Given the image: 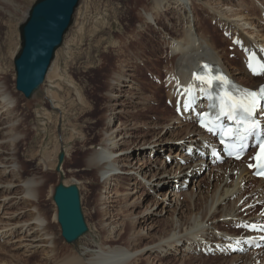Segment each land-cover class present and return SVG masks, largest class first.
Segmentation results:
<instances>
[{"label": "bare ground", "instance_id": "6f19581e", "mask_svg": "<svg viewBox=\"0 0 264 264\" xmlns=\"http://www.w3.org/2000/svg\"><path fill=\"white\" fill-rule=\"evenodd\" d=\"M189 1L188 4V0H152V6L146 10L143 9L145 16L147 15L157 29L165 34L167 42L172 41L170 45L172 54L168 59L170 65L165 68V72L167 85L170 89L169 99L171 101L175 95L173 100L175 102V99L179 98L180 112L185 113L182 122L186 124L180 123L184 127L183 136L180 137V143L177 142V144H189L186 148V156L184 153L180 156L177 154L179 156L177 160L166 158L164 162H160V157L156 155V152L158 153L157 146L161 145L166 149L172 143L169 135L170 129L162 131L153 139L140 142L138 139L135 141L132 139L137 135L134 133L137 130L135 123L123 122L119 126H114L113 123L117 118L129 117L130 113L137 111L133 107H137L139 110L146 109L153 99L152 96L145 97L142 94L141 86L135 82L137 80H133L135 75L133 69L124 72L123 75L111 77L108 80V90L105 94L111 103V110L105 115L103 138L95 152L87 158L86 168L95 169L99 181L103 185V191L100 192L99 198V210L103 209L105 201L113 203L118 199L124 200L123 206L130 210L129 213L143 205L144 208L130 217H119L122 214L120 212H116L119 215L113 213L112 219L114 216L117 220H115L116 223L108 221L107 224L105 220L106 222L101 224V228L106 231L104 239L93 249L95 251L91 250L88 259L82 255L69 254L62 257L59 255L57 237L52 231L55 224L59 227L56 220V208L51 216H48L41 208L40 199L44 196L45 184L52 171H55L61 178L60 183L64 186H69V183H72L77 187L79 184L74 183V180L62 182L65 175L62 167L66 159L69 158L68 151L63 148V151L59 153L64 155L60 163L56 162V159L53 162L54 157L46 153H43L44 157H41L39 153L31 154L27 161L33 163L35 167L31 173L26 174V165L22 161L20 152V144L25 137V133L22 131L24 128L19 129L23 119L18 114V100L13 94L14 88H8L2 78L3 75L1 76L3 70L0 66V210L3 211V217L0 219V243L2 242L4 246L11 244L12 252L20 253V255H15V253L13 255L5 248L0 247V254L10 259V261L7 260L9 262L4 261L0 264H31L29 259L32 257H40L39 260L42 264H136L139 257L144 258L141 256L143 253L152 254L154 252L160 256L183 257L194 254L197 256L201 253L206 258L218 256L223 261H227L226 264H264V242L259 241L264 237V209L260 213L253 214L260 205L264 204V181L257 180L256 187L251 192L249 191L248 195H245L248 182L254 178L244 161L236 162L227 159L223 154L215 156L212 153L217 147L215 138L205 133L194 123L199 120L200 113L203 115L207 111L208 89L199 81L193 80V73L196 69L203 68L204 65L209 67L217 65L238 85L255 89L264 84V69L261 68V65L264 64V48L261 45H255L253 40L239 33L232 23L220 20L218 25H221L224 30L225 39L220 42L222 44L228 42L230 48L234 47V55L238 62L234 68L226 67L223 61L226 56L224 49L217 47L212 32L204 26L206 18L217 23L216 16L210 14L203 16L199 12L203 13L204 9H199L196 6L195 1L197 0ZM226 1L229 2V0ZM173 6H175V10L172 9ZM261 7L258 8L260 12L262 11L259 9L264 11V4H261ZM255 8L253 7L252 11ZM166 14L171 16L168 17ZM149 26L150 23H147L143 17L137 26V32ZM227 34L231 37L226 38ZM247 55H250L259 64L258 74L253 75L252 71H248ZM156 61L158 62V60ZM50 71L51 69L49 73ZM48 77L49 74L46 79ZM178 80L179 86L176 84ZM190 84H195V100L190 110L185 111L184 103L187 97L184 89H187ZM202 87L205 88L203 93L200 92ZM181 92L182 94H178ZM54 105L55 109H59L58 102H55ZM192 108L197 113L195 118L193 111L187 112ZM45 116L41 115V117ZM174 124L170 123L169 125ZM250 145L251 141L248 143L249 151L252 150ZM188 147L192 148L188 149ZM178 150H181V146ZM28 151L26 149V153ZM146 155H148L147 158ZM217 157H221V161H216ZM154 170L159 173L152 174ZM160 170L165 171L160 172ZM192 174L196 177L203 175L199 178L200 181L206 177L211 188L213 187V191H205V196L202 190L191 194L185 192L189 202L187 209H184V203L181 200V196L184 194L180 192L182 191L180 188L174 187L175 189L158 191L157 194H153L162 179H175V176L182 175L184 179L179 184L183 186L186 177ZM125 179L129 182L121 192L117 191V187L114 189L115 183L119 187V181ZM141 190H147V194ZM52 192L54 191L48 193L51 199ZM148 193L153 194L152 198ZM186 197L184 196V198ZM148 198L147 204H142ZM106 214L108 215V213ZM157 217L169 218V234L157 237L155 243L150 244L151 246L128 250V246L125 249L121 247L122 245L110 244L114 238H117L114 235L122 232V223L126 221L135 227L133 232L131 231L132 233L127 236L128 241L137 242L140 239L150 238L152 231L157 227V223L154 221ZM237 225L243 228L241 233H229L223 230L224 227H236ZM258 229H260L259 232ZM258 245H260L259 248H257ZM89 246L86 249H91Z\"/></svg>", "mask_w": 264, "mask_h": 264}, {"label": "rangeland", "instance_id": "374dc122", "mask_svg": "<svg viewBox=\"0 0 264 264\" xmlns=\"http://www.w3.org/2000/svg\"><path fill=\"white\" fill-rule=\"evenodd\" d=\"M36 1L0 0V66L3 70L1 76L3 75L2 78L9 89L14 88L13 94L18 100V114L23 119L19 129L24 128L22 131L25 133V137L20 144V152L22 161L26 165V174L31 173L35 167L33 163L28 162L31 154L39 153L41 157H44L43 153H46L54 157L53 162H55V159L57 162L59 153L63 151L62 149L65 148L68 151L69 158L66 159L62 167L65 172L62 182L74 180V183H79L77 187L80 193L81 209L88 230L73 244H66L63 241L59 227L56 224L52 231L57 237V251L61 257L70 254L82 255L88 259L89 253L95 251L93 249L99 243H102L104 239L106 231L101 228L103 222L107 221V224L108 221L116 223L117 220L114 216V219H112V215H119L116 212L122 213L119 217H130L144 208L143 205L129 213L130 210L123 206L124 200L118 199L113 203L105 201L103 207L101 206L103 209L99 210V198L100 192L103 191V185L100 183L95 169L86 168L87 158L95 152L100 140L103 138L105 115L111 110V103L105 95L108 90V80L111 77L123 75L124 72L133 69L135 74L133 80H137L135 82L141 86L142 94L145 97L147 95L152 96L153 99L146 109L139 110L137 107H133L137 111L130 113L129 117L117 118L113 123L114 126H119L123 122L135 123L137 130L134 133L137 135L132 139L134 141L138 139L140 142L153 139L162 131L170 129L171 133L169 132V135L172 143L166 149L162 148L161 145L157 146L159 154L156 152V155L160 157V162H164L166 158L177 160L182 153L186 156L185 152L189 144H182L183 147L177 144L184 132H182L184 127L180 123H186L182 122L184 121L183 117L176 115V105L173 104V98H171V101L169 99L170 89L167 85L165 72V68L170 65L168 59L172 54L170 51L172 41L167 42L168 39H165V34L157 29L147 15L145 16L143 9L150 8L152 0H80L72 16L71 24L63 35L62 44L55 52L49 68L51 71L49 73L48 70L46 74V77L48 74L49 77L47 79L45 77L39 89L31 98L26 99L15 89L13 59L20 48L19 26L25 21L30 8ZM226 2V0L195 1L199 9H204L203 13L199 12L200 14L203 16L206 14L216 16L217 23L206 18L204 26L212 32L217 47L224 49L223 51L226 53L223 59L224 65L228 68H234L235 64L238 63L234 55V47L230 48L228 42L223 44L220 42L225 39L224 30L221 25H218V21L232 23L239 33L253 40L255 45H261L264 48V35H262L264 34V11L262 9H259L262 12L258 11V8H262L261 4H264V0H229V2ZM253 7H256L257 11L256 8L252 11ZM172 9L175 10V6ZM166 15L171 16L170 14ZM143 17L147 23H150V26L137 32V26L143 20ZM225 37L230 38L231 35L227 34ZM122 68L124 69L122 70ZM177 82L179 83V80L176 81L178 86ZM55 102L59 103V109L54 108ZM139 111L140 113H138ZM41 115L46 116L41 117ZM178 119L180 120L178 121ZM151 121L153 123L156 121V124L154 123V125ZM170 123L175 124L169 125ZM180 146L181 150H178ZM191 148L188 147V149ZM26 149L29 150L27 153ZM147 157L148 155H146ZM249 162H251L250 157L245 160V164L247 165ZM163 171L165 170H160V172ZM153 173L157 174L159 172L154 170ZM202 176L196 177L194 174L187 176L183 186L179 184L184 179L182 175L175 176V179H162L153 194H157L158 191L171 190L174 187L176 189L180 188L182 190L180 192L184 194L181 196V200L184 203V209H187L189 204L185 195L187 192L191 194L202 190L205 196V191H213V187L211 188V184L208 183L206 177L201 181L199 180ZM60 179L55 171H52L45 184L44 196L40 199L41 208L48 216H51L52 212L55 211V205L48 193L54 191L56 185L61 182ZM128 182L127 179L119 181V187L114 182L115 188H113L116 189L117 187V191L121 192ZM192 184H194V187ZM256 185L257 179L248 182V189L244 194L248 195ZM141 191L147 194V190ZM153 194L148 193L150 198ZM148 200L149 198L144 200L142 204H147ZM263 209L264 204L260 205L253 214L260 213ZM2 217L3 211L0 210V219ZM166 217L155 218L154 221L157 223V227L152 231L151 237L140 239L141 241L137 242L128 241L127 236L133 232L132 230L135 227L128 223L129 221H126L122 223V232L116 233L114 237L117 238H114L110 244L122 245L121 247L128 248V250L151 246L150 244L155 243L157 237L169 234L170 223L168 222L169 218ZM223 230L229 233H241L243 228L237 225L236 227H224ZM88 246L91 249H86ZM0 247L5 248L13 255L16 252H12L11 244L4 246L1 242ZM15 255H20V253H15ZM199 255L194 254L183 257L160 256L155 252L152 254L143 253L141 256H144V258L139 257L136 264L227 263L218 256L206 258L201 253ZM39 258L32 257V259H29L30 263L42 264ZM8 259V257L0 254V263L9 262L10 259L7 261Z\"/></svg>", "mask_w": 264, "mask_h": 264}, {"label": "water", "instance_id": "95a60500", "mask_svg": "<svg viewBox=\"0 0 264 264\" xmlns=\"http://www.w3.org/2000/svg\"><path fill=\"white\" fill-rule=\"evenodd\" d=\"M80 0H37L19 26L20 48L13 59L15 89L29 99L45 80L56 50L71 24ZM58 155V163L63 160ZM52 201L56 220L66 244L75 243L88 230L80 205L78 188L59 183Z\"/></svg>", "mask_w": 264, "mask_h": 264}, {"label": "snow or ice", "instance_id": "6c2138e0", "mask_svg": "<svg viewBox=\"0 0 264 264\" xmlns=\"http://www.w3.org/2000/svg\"><path fill=\"white\" fill-rule=\"evenodd\" d=\"M208 67L204 65L202 68L203 74H193V80L199 81L202 85H207L211 88L213 82L218 81L224 87H227L229 82L222 75L212 76L208 74ZM251 67V65H250ZM264 69V64L261 65ZM179 86V85H178ZM195 84H190L187 89H184L185 96L187 100L185 102V110H190L192 102L195 100ZM205 88H200V92H204ZM264 106V88H260L258 91L245 90L243 95L238 101L231 104L222 105L220 108L219 115L216 117L218 121L221 117L226 118L236 124L235 128L225 129L230 139H234L235 143L229 146L230 150L228 155L234 157L235 159H241L243 152L245 151L247 145L246 141L248 137L257 135L258 138V151L256 156L252 157L258 161L256 175L264 177V137L260 136L261 126L255 118V113L258 107ZM201 127H206L209 133L214 131V124L211 126H206L204 121H201ZM222 144H225L224 139L221 140ZM253 165L249 164V168ZM238 243V242H237Z\"/></svg>", "mask_w": 264, "mask_h": 264}, {"label": "built area", "instance_id": "2783aa9c", "mask_svg": "<svg viewBox=\"0 0 264 264\" xmlns=\"http://www.w3.org/2000/svg\"><path fill=\"white\" fill-rule=\"evenodd\" d=\"M170 188V187H169Z\"/></svg>", "mask_w": 264, "mask_h": 264}]
</instances>
